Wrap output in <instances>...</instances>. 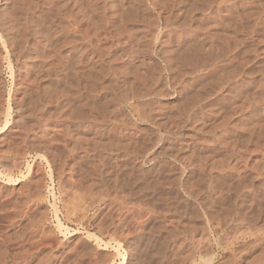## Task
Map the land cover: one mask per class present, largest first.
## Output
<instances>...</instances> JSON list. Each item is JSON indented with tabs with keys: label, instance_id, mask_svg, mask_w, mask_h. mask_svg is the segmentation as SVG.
I'll return each instance as SVG.
<instances>
[{
	"label": "rangeland",
	"instance_id": "1",
	"mask_svg": "<svg viewBox=\"0 0 264 264\" xmlns=\"http://www.w3.org/2000/svg\"><path fill=\"white\" fill-rule=\"evenodd\" d=\"M56 1L0 0V264H264V0ZM89 37L98 81L73 46ZM184 44L220 58L183 66ZM199 76L198 97L180 92ZM143 82L162 93L132 111L117 94Z\"/></svg>",
	"mask_w": 264,
	"mask_h": 264
},
{
	"label": "bare ground",
	"instance_id": "2",
	"mask_svg": "<svg viewBox=\"0 0 264 264\" xmlns=\"http://www.w3.org/2000/svg\"><path fill=\"white\" fill-rule=\"evenodd\" d=\"M18 1V0H17ZM56 1V0H55ZM87 1V0H86ZM98 1V0H97ZM129 1V0H128ZM140 1V0H139ZM139 1H137V3L139 2ZM158 1V0H157ZM165 1V0H164ZM211 1H213V0H209V2H211ZM245 1V0H244ZM57 2V1H56ZM99 2V1H98ZM126 2V1H125ZM136 2V1H135ZM134 2V3H135ZM143 1L141 0V4L140 5H142L143 3H142ZM153 2V1H152ZM158 2H160V1H158ZM201 2V6L199 5V3H198V5L200 6H196L195 7V10H205V9H207L208 8V5H209V2L207 1V0H205V4L203 5L202 3H204L203 2V0H201L200 1ZM206 2H208V3H206ZM252 2V1H251ZM194 3V2H193ZM214 3V2H213ZM225 3V2H224ZM253 3V2H252ZM161 4V3H160ZM168 4V3H167ZM191 4V3H190ZM219 4V3H218ZM232 4V3H231ZM246 4V3H245ZM58 5V4H57ZM129 5V4H128ZM131 5V4H130ZM132 5H133V3H132ZM131 5V6H132ZM139 5V6H140ZM144 5V4H143ZM211 5V4H210ZM220 5H222V4H220ZM225 5V4H224ZM20 6V5H19ZM73 6V5H72ZM169 6V5H168ZM194 6V5H193ZM213 6V5H212ZM218 6V5H217ZM228 6V5H227ZM264 6V5H263ZM60 7V6H59ZM138 7V6H137ZM175 7V6H174ZM191 7V6H190ZM211 7V6H210ZM225 7V6H224ZM233 7H234V5H233ZM58 8V7H57ZM125 8V7H124ZM140 8V7H139ZM216 8V7H215ZM218 8V7H217ZM256 8V7H255ZM192 9H193V7H192ZM64 10V9H63ZM130 10L134 13V11L130 8ZM143 10V9H142ZM215 10H218V9H215ZM66 11V10H65ZM73 11V10H72ZM99 11V10H98ZM130 11V12H131ZM214 11V10H213ZM212 11V12H213ZM220 11V10H219ZM229 11V10H228ZM259 11V10H258ZM261 11H262V9H261ZM64 12V11H63ZM70 12V11H69ZM129 12V13H130ZM137 12V11H136ZM135 12V13H136ZM142 12V11H141ZM175 12V11H174ZM233 12V11H232ZM257 12V11H256ZM256 12H255V14H256ZM58 13V12H57ZM132 13V14H133ZM205 13V12H204ZM248 13V12H247ZM261 13V12H260ZM1 14V13H0ZM65 14V13H64ZM95 14V13H94ZM140 14H142V13H140ZM175 14V13H174ZM188 14H189V12H188ZM188 14H187V16H188ZM238 14V13H237ZM59 15V14H58ZM57 15V16H58ZM129 15H131V13L129 14ZM134 15V14H133ZM180 15V14H179ZM206 15H209L208 13L206 14ZM244 15H247V14H244ZM253 16H254V13L252 14ZM46 16V15H45ZM70 16V15H69ZM101 16V15H100ZM136 16V15H135ZM165 16H166V14H165ZM168 16V15H167ZM191 16V15H190ZM194 16V15H193ZM211 16H212V14H211ZM239 16V15H238ZM248 16V15H247ZM252 16V17H253ZM256 16V15H255ZM104 17V16H103ZM130 17V16H129ZM142 17V16H141ZM180 17V16H179ZM192 17V16H191ZM213 17V16H212ZM240 17V16H239ZM243 17H245V16H243ZM249 17V16H248ZM251 17V16H250ZM249 17V18H250ZM68 18V17H67ZM136 18V17H135ZM182 18H184V17H182ZM188 18V17H187ZM194 18H196V16L194 17ZM207 18H208V16H207ZM241 18V17H240ZM47 19V18H46ZM58 19V18H57ZM144 19V18H143ZM146 19V18H145ZM165 19V18H164ZM178 19V18H177ZM185 19V18H184ZM216 19V18H215ZM245 19V18H244ZM154 20V19H153ZM188 20V19H187ZM193 20V19H192ZM197 20V19H196ZM235 20V19H234ZM246 20H247V18H246ZM144 21V20H143ZM191 21V20H190ZM194 21V20H193ZM198 21V20H197ZM196 21V22H197ZM236 21V20H235ZM260 22H261V20H259ZM116 22V21H115ZM131 22V21H130ZM136 22V21H135ZM168 22V21H167ZM220 22V21H219ZM222 22V21H221ZM220 22V23H221ZM246 22V21H245ZM14 23V22H13ZM53 23V22H52ZM142 23V22H141ZM247 23V22H246ZM45 24V23H44ZM47 24V23H46ZM179 24V23H178ZM212 24V23H211ZM241 24V23H240ZM19 25V24H18ZM59 25V24H58ZM131 25V24H130ZM145 25V24H144ZM183 25V24H182ZM56 26V25H55ZM61 26H62V24H61ZM78 26V25H77ZM94 26V25H93ZM100 26V25H99ZM109 26V25H108ZM129 26V25H128ZM149 26V25H148ZM184 26V25H183ZM191 26V25H190ZM198 26V25H197ZM196 26V27H197ZM200 26V25H199ZM198 26V27H199ZM240 26V25H239ZM251 26H253V25H251ZM63 27V26H62ZM73 27V26H72ZM193 27V26H192ZM197 27V28H198ZM236 27V26H235ZM136 28V27H135ZM176 28V27H175ZM178 28V27H177ZM183 28V27H182ZM181 28V29H182ZM194 29H196L195 27H193ZM63 29V28H62ZM70 29H71V27H70ZM74 29V28H73ZM78 29V28H77ZM80 29V28H79ZM97 29V28H96ZM138 29V28H137ZM143 29V28H142ZM199 29H200V27H199ZM136 30V29H135ZM184 30H186V29H184ZM198 30V29H197ZM237 30H238V28H237ZM30 31V30H29ZM79 31V30H78ZM99 31V30H98ZM132 31H134V30H132ZM256 31V30H255ZM68 32V31H67ZM186 32V31H185ZM257 32V31H256ZM262 32V31H261ZM48 33V32H47ZM73 33V32H72ZM79 33V32H78ZM97 33H99V32H97ZM133 33V32H132ZM142 33V32H141ZM149 33V32H148ZM217 33V32H216ZM220 33V32H219ZM259 33V32H258ZM54 34V33H53ZM85 34V33H84ZM133 34H135V33H133ZM42 35H44V34H42ZM46 35V34H45ZM73 35V34H72ZM100 35V34H99ZM182 35V34H181ZM55 36V35H54ZM88 36V35H87ZM87 36H86V38H87ZM101 36V35H100ZM139 36V35H138ZM141 36V35H140ZM150 36V35H149ZM183 36V35H182ZM186 36V35H185ZM200 37V36H199ZM246 37V36H245ZM248 37V36H247ZM42 38V37H41ZM48 38H49V36H48ZM90 38V37H89ZM88 38V44L87 45H85V47H87L85 50H82L83 48H82V46H79V44H78V46L75 44V45H73L74 46V49H75V53H76V58H78L77 60H78V62H81V63H84L85 64V66L88 68L87 69V72H88V75H90L91 77H96L97 76V74L99 73V75H100V77H102L101 76V73L100 72H105V70L104 69H101V67H100V64H98V66L99 67H97V65H96V60H99V59H96V60H94V57H90V54L92 53V54H94L93 56H95V58H97V56H101V55H103V51L102 50H99V48L98 47H96V48H98V49H96L95 48V46H94V44L91 42L92 40H91V38L89 39ZM105 38V37H104ZM166 38V37H165ZM83 39V38H82ZM207 39V38H206ZM72 40V39H71ZM85 40V39H84ZM233 40V39H232ZM48 41V40H47ZM78 41V40H77ZM82 41V40H81ZM121 41V40H120ZM137 41V40H136ZM139 41V40H138ZM143 41V40H142ZM189 41V40H188ZM237 40L235 39V43L233 42V44H232V46L235 44V46L234 47H236V45H237V42H236ZM240 41V40H239ZM246 41V40H245ZM51 42V41H50ZM141 42V41H140ZM198 42V41H197ZM203 42V41H202ZM221 42V41H220ZM187 43V42H186ZM200 43V42H199ZM204 43V42H203ZM230 44V45H231ZM248 44V43H247ZM54 45V44H53ZM52 45V46H53ZM96 45V44H95ZM118 45V44H117ZM149 45V44H148ZM219 45H220V43H219ZM222 45V44H221ZM44 46V45H43ZM55 46V45H54ZM150 46V45H149ZM197 46H198V44H197ZM84 47V46H83ZM84 47V48H85ZM200 47V46H199ZM206 47V46H205ZM220 48H221V46H219ZM222 47H224V46H222ZM234 47H232V48H234ZM49 48V47H48ZM50 48H52V47H50ZM217 48V47H216ZM230 48H231V46H230ZM73 49V48H72ZM101 49V48H100ZM120 49V48H119ZM135 49V48H134ZM182 50H181V53H180V56H179V63H181V65H183V66H192V68H193V65H194V68H195V66L197 67V64L199 63V62H201V63H203V61L205 62V61H209V59H210V61H211V59L213 60L214 58H220V56H216V55H214V56H216V57H212V58H210L212 55H210V56H205V54H204V56H200V55H196V51H195V48L193 49V47L192 46H190V44H184L183 46H182V48H181ZM194 50V53L192 52V50ZM223 49V48H222ZM254 49V48H253ZM110 50V49H109ZM227 50H229V51H232V50H230L229 48H228V46H227ZM32 51V50H31ZM74 51V50H73ZM145 51V50H144ZM217 51H219V50H217ZM239 51V50H238ZM247 51H249V50H247ZM84 52V53H83ZM86 52L89 54V56H87L86 55ZM113 52V51H112ZM152 52V51H151ZM198 52V51H197ZM204 52V51H203ZM220 52V51H219ZM218 52V54H220ZM43 53V52H42ZM142 53V52H141ZM163 53H165V52H163ZM177 53V52H176ZM175 53V54H176ZM206 53V52H205ZM243 53V52H242ZM241 53V54H242ZM57 54V53H56ZM106 54V53H105ZM108 54H109V52H108ZM111 54L112 53H110L109 54V57L111 56ZM149 54V53H148ZM216 54V53H215ZM227 54V53H226ZM240 54V53H239ZM48 55V54H47ZM47 55H45V56H47ZM55 55V54H54ZM114 55V54H113ZM159 55V54H158ZM177 56L179 55V54H176ZM203 55V54H202ZM225 55V54H224ZM69 56V55H68ZM107 56V55H106ZM176 56V57H177ZM223 56V55H222ZM231 56V55H230ZM244 56V55H243ZM103 57V56H102ZM115 57V56H114ZM113 56H112V58L113 59H115ZM227 57H229L228 56V54H227ZM46 58V57H45ZM50 58V57H49ZM54 58V57H53ZM69 58V57H68ZM107 59H108V57H106ZM106 58H105V62H106ZM120 58V57H119ZM155 58V57H154ZM178 58V57H177ZM223 58H224V56H223ZM231 58V57H230ZM70 59H71V57H70ZM147 59V58H146ZM162 59V58H161ZM167 59V60H166ZM166 59H162V61H163V64L165 63V65L164 66H169V64H170V68H171V63H170V58H168V57H166ZM262 59V58H261ZM46 60V59H45ZM101 60V59H100ZM99 60V61H100ZM116 60V59H115ZM216 60V59H215ZM215 60H213V61H215ZM99 61H98V63H99ZM149 61V60H148ZM207 61V62H208ZM236 61H237V59H236ZM103 62V61H102ZM105 62H103V64L105 63ZM110 62V61H109ZM113 62H115V61H113ZM160 62V61H159ZM224 61H221V63H223ZM106 63H108V62H106ZM156 63H158V61L156 62ZM206 63V62H205ZM217 63V62H216ZM62 64V63H61ZM102 64V65H103ZM111 64H112V62H111ZM115 64V63H114ZM209 64V63H208ZM215 64V63H214ZM219 65H221L220 63H218ZM101 65V66H102ZM109 65V64H108ZM107 65V66H108ZM148 65H150V63L148 64ZM157 65V64H156ZM199 65V64H198ZM207 65V64H206ZM57 66V65H56ZM104 66V65H103ZM106 66V65H105ZM110 66H112V65H110ZM151 66V65H150ZM159 66V65H158ZM175 66V65H174ZM215 66H217V65H215ZM127 67V66H126ZM240 67V66H239ZM60 68V67H59ZM69 68V67H68ZM119 68V67H118ZM118 68H117V70H118ZM154 68H156V67H154ZM198 68V67H197ZM200 68V67H199ZM113 69H116V67L115 68H113ZM120 69V68H119ZM144 69V68H143ZM206 69V68H205ZM235 69V68H234ZM62 70V69H61ZM82 70V69H81ZM134 70V69H133ZM167 70H169L168 69V67H167ZM232 70V69H231ZM230 70V71H231ZM237 70V69H236ZM238 70H240V69H238ZM60 71V70H59ZM127 71V70H126ZM176 71L179 73L180 71H178V69H177V67H176ZM212 71H214V70H212ZM234 71V70H233ZM81 72H83V71H81ZM86 72V73H87ZM96 72V74H94ZM98 72V73H97ZM103 72V73H104ZM176 72V73H177ZM211 72V71H210ZM224 72V71H223ZM227 72V71H226ZM235 73H236V71H234ZM85 73V74H86ZM103 73H102V75H103ZM140 73H142V72H140ZM170 73V72H169ZM188 73L190 74V72H189V70H188ZM232 74H234L233 72H231ZM231 73H228V74H231ZM253 73V72H252ZM95 76H94V75ZM109 74V73H108ZM181 74V73H180ZM184 74V73H183ZM222 74H224V73H222ZM237 74V73H236ZM82 75H84V73L82 74ZM126 75H127V73H126ZM131 75V74H130ZM142 75H143V73H142ZM80 76H81V73H80ZM85 76V75H84ZM86 76H87V74H86ZM105 76V75H104ZM103 76V77H104ZM153 76V75H152ZM170 76V75H169ZM211 76V75H210ZM217 76V75H216ZM229 76V75H228ZM233 76V75H232ZM213 77H215V76H213ZM225 77H227V76H225ZM97 78H99V77H96V81H98L97 80ZM148 78V77H147ZM149 78H150V76H149ZM152 78V77H151ZM176 78V77H175ZM224 78V77H223ZM230 78V77H229ZM229 78H228V80H229ZM94 79V78H93ZM140 79V78H139ZM158 79V78H157ZM164 79V78H163ZM212 79V78H211ZM220 79V78H219ZM111 80V79H110ZM141 80V79H140ZM156 80V79H155ZM60 81V80H59ZM95 81V80H94ZM96 81H95V84H96ZM117 81V80H116ZM176 81V80H175ZM202 81V80H201ZM206 81H208V80H206ZM214 81V80H213ZM34 82V81H33ZM101 82V81H100ZM204 82H205V80H204ZM210 82H212V81H210ZM217 82H218V80H217ZM117 83H120V82H117ZM116 83V84H117ZM172 83V82H171ZM201 83L203 84V81L202 82H200V76L199 77H193L191 80H190V82L188 83L189 84V86H188V88H182V89H180V92L183 90H185L184 92L186 93L188 90H186V89H189V92L190 93H193V94H190L189 93V95H191V96H193V95H197V97H198V95H200V94H198V91L202 88V86H201ZM207 82H205V84H206ZM214 83H216V82H214ZM35 84V83H34ZM89 84V82L87 83V84H85V85H88ZM91 84V83H90ZM100 84V83H99ZM102 84V83H101ZM112 84V83H111ZM140 84H141V82H140ZM143 85H141L142 86V88L141 87H139V88H141L140 90H138L137 88V91H136V89H135V91H132V90H129V91H125V92H122L121 94H117V95H120L121 96V102L122 103H125V104H127L128 105V107L133 111L134 109L136 110V107H137V105L139 104V103H142V104H144V107L145 106H147V107H149V105H151V104H153V106L155 105L156 106V97L157 96H159L160 95V93H162V90H161V88H151V86H147V85H144V82L142 83ZM167 84V83H166ZM242 84V83H241ZM244 84V83H243ZM36 85V84H35ZM34 85V86H35ZM120 85V84H119ZM161 85V84H160ZM204 85V84H203ZM209 85V84H208ZM93 86V85H92ZM98 86V85H97ZM205 86V85H204ZM211 86V85H210ZM217 86V85H216ZM232 86V85H231ZM206 87H207V84H206ZM238 87V86H237ZM132 88V87H131ZM134 88V87H133ZM205 88V87H204ZM211 88V87H210ZM36 89V88H35ZM39 89V88H38ZM89 89V88H88ZM91 89V88H90ZM121 89V88H120ZM119 89V90H120ZM245 89V88H244ZM121 90H123V89H121ZM206 90V89H205ZM232 90V89H231ZM248 90V89H247ZM209 91H212V90H207V93H206V95H208V92ZM243 91V90H242ZM36 92V91H35ZM114 92V91H113ZM214 92V91H213ZM232 92V91H231ZM230 92V93H231ZM29 93V92H28ZM83 93V92H82ZM114 93H116V92H114ZM195 93V94H194ZM254 93V92H253ZM32 94V93H31ZM62 94V93H61ZM112 94V93H111ZM187 95H188V93H186ZM185 94V95H186ZM70 95V94H69ZM106 95V94H105ZM186 95V96H187ZM37 96V95H36ZM61 96V95H60ZM80 96V95H79ZM184 96V95H183ZM190 96V97H191ZM209 96V95H208ZM31 97V96H30ZM34 97V96H33ZM187 97H189V96H187ZM187 97H183V98H187ZM59 98V97H58ZM218 98V97H217ZM36 99V98H35ZM74 99V98H73ZM113 99V98H112ZM111 99V100H112ZM223 99V98H222ZM37 100H38V98H37ZM109 100V99H108ZM115 100H117V99H115ZM120 101V99L118 100V102ZM40 102H43V101H40ZM177 102V101H176ZM69 103V102H68ZM92 103V102H91ZM138 103V104H137ZM187 103V102H186ZM78 104V106H79V104H82V103H77ZM76 104V105H77ZM120 104V103H119ZM178 104V103H177ZM75 105V106H76ZM116 105V104H115ZM174 106V105H173ZM185 106H186V104L184 105V104H182V106H180L181 107V111H182V108H183V111L185 110L184 108H185ZM45 107V106H44ZM77 107V106H76ZM116 107V106H115ZM152 107V105L150 106V109L152 110L153 109V107ZM179 107V108H180ZM155 109L154 110H158V107H154ZM157 108V109H156ZM163 108V107H162ZM178 108V109H179ZM95 109V108H94ZM118 109V108H117ZM159 109H160V106H159ZM120 110V109H119ZM134 110V111H135ZM264 110V109H263ZM98 111V110H97ZM159 111V113H160V110H158ZM89 112V111H88ZM102 112V111H101ZM137 112V111H136ZM135 112V113H136ZM155 113L157 112V111H154ZM179 112V111H178ZM203 112V111H202ZM96 113V112H95ZM146 113H149V112H146ZM152 113V112H151ZM158 113V112H157ZM156 113V114H157ZM182 113V112H181ZM72 114V113H71ZM73 115V114H72ZM95 115V114H94ZM74 116V115H73ZM82 116V115H81ZM80 116V117H81ZM130 116V115H129ZM139 118H142V119H145L146 121L147 120H151L152 118L150 117L151 116V114L150 115H140L139 114ZM157 116H158V114H157ZM160 117H161V114L159 115ZM47 117V116H46ZM104 117V116H103ZM181 117H182V115H181ZM91 118V117H90ZM93 118V117H92ZM107 118V117H106ZM173 118V117H172ZM176 118H179V117H176ZM69 119V118H68ZM108 119V118H107ZM115 119V118H114ZM65 120V119H64ZM102 120H103V118H102ZM109 120V119H108ZM153 120V122H155L154 121V119H152ZM182 120V119H181ZM193 120V119H192ZM68 121V120H67ZM164 121V120H163ZM173 121H175V120H173ZM126 122V121H125ZM181 122V121H180ZM38 123V122H37ZM119 123V122H118ZM130 123V122H129ZM159 122H157L156 124H158ZM170 123V122H169ZM190 123H191V121H190ZM35 124V123H34ZM85 124V123H84ZM97 125V124H96ZM95 125V126H96ZM172 125V124H171ZM176 125V124H175ZM264 125V124H263ZM72 126H74L73 124H72ZM85 126V125H84ZM101 126V125H100ZM161 126V125H160ZM116 127V126H115ZM101 128V127H100ZM107 128V127H106ZM111 128V127H110ZM139 128V127H138ZM144 128V127H143ZM190 128V127H189ZM136 129V128H135ZM254 130H255V128H254ZM72 131V130H71ZM70 131V132H71ZM120 131V130H119ZM62 132V131H61ZM92 132V131H91ZM102 132V131H101ZM141 132V131H140ZM250 132V131H249ZM24 133V132H23ZM87 133V132H86ZM114 133H116V132H114ZM119 133V132H118ZM117 133V134H118ZM19 134V133H18ZM112 134V133H111ZM125 134H127L126 132H125ZM172 134L174 135L173 137H168V138H170L169 139V141H168V144L166 145L167 146V148L169 149H175L179 154L180 153H182L183 155H184V152H188V151H193V149H194V142H193V138H192V134L190 135V134H183V136H182V134H180V133H178V132H172ZM179 134H180V136H179ZM247 134V133H246ZM251 134V133H250ZM115 135V134H114ZM153 135V134H152ZM169 135V134H168ZM167 135V136H168ZM231 135V134H230ZM245 135V134H244ZM252 135V134H251ZM20 136V135H19ZM123 136V135H122ZM154 137H156V136H154ZM196 137V136H195ZM242 137V136H241ZM21 138V137H20ZM59 138V137H58ZM133 138V137H132ZM100 139V138H99ZM204 140V139H203ZM214 140V139H213ZM220 140V139H219ZM239 140V139H238ZM74 141H75V139H74ZM73 141V142H74ZM126 141V140H125ZM152 141V140H151ZM200 141V140H199ZM232 141V140H231ZM76 142V141H75ZM116 142V141H115ZM120 142V141H119ZM127 142V141H126ZM204 142V141H203ZM208 142V141H207ZM237 142V141H236ZM112 143H114V142H112ZM200 143V142H199ZM99 144V143H98ZM128 144V143H127ZM126 144V145H127ZM204 144H206V143H204ZM72 145V144H71ZM74 145V144H73ZM89 145V144H88ZM159 145V144H158ZM222 145V144H221ZM235 145V144H234ZM237 145V144H236ZM71 147H74V146H71ZM91 147V146H90ZM121 147V146H120ZM213 147V146H212ZM235 147V146H234ZM93 148V147H92ZM139 148V147H138ZM221 148V147H220ZM230 148V147H229ZM123 149V148H122ZM233 149V148H232ZM74 150H76L75 149V147H74ZM133 150V149H132ZM217 150V149H216ZM79 151V150H78ZM104 151V150H103ZM215 151V150H214ZM200 152V151H199ZM211 152V151H210ZM226 152V151H225ZM107 153V152H106ZM177 153V154H178ZM73 154V153H72ZM97 154V153H96ZM112 154V153H111ZM185 154H187V153H185ZM195 154V153H194ZM229 154V153H228ZM232 154V153H231ZM193 155V154H192ZM85 156V155H84ZM105 156V155H104ZM116 156V155H115ZM122 156V155H121ZM187 156H188V154H187ZM189 156H190V153H189ZM234 156V155H233ZM57 157V156H56ZM90 157V156H89ZM97 157V156H96ZM185 157V156H184ZM193 157V156H192ZM203 157V156H202ZM208 157H210V156H208ZM176 158V157H175ZM106 159V158H105ZM185 159V158H184ZM215 158H213V161H215L214 160ZM92 160V159H91ZM159 161V160H158ZM218 161V160H217ZM219 161H220V159H219ZM200 162V161H199ZM201 162H203V160L201 161ZM201 162L199 163V164H201ZM212 162V161H211ZM216 162V161H215ZM221 162H223L222 160H221ZM220 162V163H221ZM95 163V162H94ZM106 163V162H105ZM185 163H191V161H190V158L188 157L187 158V160L185 159ZM232 164V163H231ZM102 165V164H101ZM112 166V165H111ZM187 166V165H186ZM97 167V166H96ZM95 166H94V168H96ZM112 168V167H111ZM223 169V168H222ZM97 170H98V168H97ZM201 170V169H200ZM209 170V169H208ZM96 171V170H95ZM111 171V170H110ZM140 171V170H139ZM154 171H155V169H154ZM262 171V170H261ZM260 171V172H261ZM6 172V171H5ZM99 172H100V169H99ZM105 172V171H104ZM107 172V171H106ZM131 172V171H130ZM205 172H207V171H205ZM210 172V171H209ZM133 173V172H132ZM139 173V172H138ZM197 173V172H196ZM195 173V174H196ZM262 173V172H261ZM57 174V173H56ZM198 174V173H197ZM196 174V175H197ZM218 174V173H217ZM8 175V174H7ZM126 175H127V173H126ZM137 175V174H136ZM174 175V174H173ZM211 175V174H210ZM258 175H259V173H258ZM261 176V175H260ZM263 176V175H262ZM5 177H7V176H5ZM178 177V176H177ZM198 177V176H197ZM209 177V176H208ZM213 177V176H212ZM7 178H9V177H7ZM164 178V177H163ZM173 178V177H172ZM168 179V178H167ZM178 179V178H177ZM7 180V179H6ZM143 180V179H142ZM148 180V179H147ZM157 180V179H156ZM175 181H177L176 179H174ZM173 180V181H174ZM214 180V179H213ZM264 180V179H263ZM8 181V180H7ZM67 182V181H66ZM72 182V181H71ZM144 182V181H143ZM148 183V182H147ZM161 183H162V181H161ZM190 184L192 183V182H189ZM202 183V182H201ZM90 184V183H89ZM200 184V183H199ZM177 185V184H176ZM154 186V185H153ZM196 186V185H195ZM195 186H194V188H195ZM200 186V185H199ZM82 187H84V186H82ZM170 187V186H169ZM248 187V186H247ZM260 187V186H259ZM86 188V187H85ZM92 188V187H91ZM107 188V187H106ZM175 188H176V186H175ZM193 188V189H194ZM162 189V188H161ZM174 189V188H173ZM254 189V188H253ZM257 189V188H256ZM90 190V189H89ZM88 190V191H89ZM135 190V189H134ZM175 190V189H174ZM248 190V189H247ZM160 191V190H159ZM190 191V190H189ZM109 192V191H108ZM154 192H155V190H154ZM173 192V191H172ZM222 192V191H221ZM224 192V191H223ZM227 192V191H226ZM243 192V191H242ZM199 193V192H198ZM245 193V192H244ZM259 194V193H258ZM192 195V194H191ZM168 196V195H167ZM246 196V195H245ZM253 196V195H252ZM251 196V197H252ZM257 196V195H256ZM250 197V196H249ZM168 198H170V197H168ZM260 198V197H259ZM171 199V198H170ZM254 199H255V197H254ZM262 199L264 200V196L262 197ZM261 199V200H262ZM250 200V199H249ZM259 200V199H258ZM260 200V201H261ZM195 202V201H194ZM242 202V201H241ZM250 202V201H249ZM202 204V203H201ZM231 204V203H230ZM229 204V205H230ZM234 204V203H233ZM233 204H232V206H233ZM196 205V204H195ZM227 206L226 205V207H230V206ZM249 205V204H248ZM262 205V204H261ZM137 206V205H136ZM225 206V205H224ZM237 206V205H236ZM239 206H241V205H239ZM253 207V211H252V214L251 215H255V214H257L258 213V216H253V218L254 217H256V219L262 214V216L264 215V211L261 213V208H260V202L258 201V202H253L252 203V205H251V208ZM245 208V207H244ZM264 208V207H263ZM214 209V208H213ZM241 209H242V207H241ZM247 209V208H246ZM261 209V210H260ZM55 210V209H54ZM159 210V209H158ZM157 210V211H158ZM237 210V209H236ZM243 210V209H242ZM242 210H238L239 212L237 213V211H235L236 212V214H235V219L236 218H239V217H241L242 218V215H246V214H248V211L246 212V211H242ZM264 210V209H263ZM202 211V210H201ZM221 211V210H220ZM219 210H218V214H219V212H220ZM166 212V211H165ZM169 212V211H168ZM170 213V212H169ZM225 213V212H224ZM229 213V212H228ZM221 214H223V212H221ZM250 214V213H249ZM248 214V215H249ZM227 215V214H226ZM226 215H224V216H226ZM247 215V216H248ZM247 216H245V218L247 217ZM168 217H169V215H168ZM172 217V216H171ZM206 217V216H205ZM250 217V216H249ZM55 218H56V223H57V225H58V227L60 228L61 226H62V224H61V222H60V220H59V218L57 217V215L55 214ZM177 218V217H176ZM228 218V217H227ZM244 218V217H243ZM252 218V220H254ZM168 219H170V218H168ZM234 219V218H233ZM250 219V218H249ZM260 219V218H259ZM171 220V219H170ZM173 220V219H172ZM236 220H238L239 221V219H236ZM235 220V221H236ZM242 220V219H241ZM248 220V219H247ZM175 221V220H174ZM178 222V221H177ZM234 222V221H233ZM232 222V223H233ZM255 222V221H254ZM173 223V222H172ZM192 223V222H191ZM224 223V222H223ZM237 223V222H236ZM251 223V222H250ZM257 223V222H256ZM216 225H218V224H215V225H213V226H216ZM224 225V224H223ZM258 225V224H257ZM156 226V225H155ZM188 226H190V225H188ZM199 226V225H198ZM219 227V226H218ZM183 228V227H182ZM187 228V227H186ZM221 228V227H220ZM194 242V241H193ZM196 244V243H195ZM1 245V244H0ZM198 245V244H197ZM161 246V245H160ZM197 248H199L198 246H197ZM161 249V248H160ZM3 251V250H2ZM193 251H194V249H193ZM4 253V252H3ZM191 253V252H190ZM193 254V253H192ZM3 256V255H2ZM14 256V255H13ZM193 256V255H192ZM190 258H191V256H189ZM1 258V257H0ZM1 259H5L4 257L3 258H1ZM2 260V261H3ZM206 261V260H205ZM4 262H5V260H4ZM4 262H2L3 264H7V263H4ZM135 262V261H134ZM1 263V262H0ZM14 263V262H13Z\"/></svg>",
	"mask_w": 264,
	"mask_h": 264
}]
</instances>
